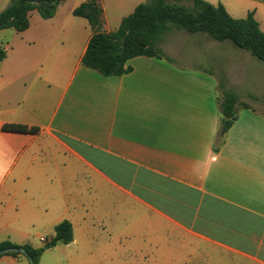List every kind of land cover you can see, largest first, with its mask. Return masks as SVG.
<instances>
[{
    "label": "crops",
    "instance_id": "1",
    "mask_svg": "<svg viewBox=\"0 0 264 264\" xmlns=\"http://www.w3.org/2000/svg\"><path fill=\"white\" fill-rule=\"evenodd\" d=\"M148 1L100 0L103 30ZM203 1L237 20L254 12L264 32V1ZM84 2L0 30V244L39 249L67 220L73 241L39 264H264V114L239 102L221 144L212 72L146 56L122 76L87 68L94 33L74 15Z\"/></svg>",
    "mask_w": 264,
    "mask_h": 264
},
{
    "label": "trees",
    "instance_id": "2",
    "mask_svg": "<svg viewBox=\"0 0 264 264\" xmlns=\"http://www.w3.org/2000/svg\"><path fill=\"white\" fill-rule=\"evenodd\" d=\"M62 1L11 0L10 6L0 13V30L13 28L18 32L26 31L30 26L31 12L37 11L43 19H51ZM181 1L183 0H149L125 18L117 31L106 33L102 28L103 10L100 0H85L74 10L75 16L88 20L94 33L83 57V65L105 77H115L130 73L132 68L129 62L136 57H157L172 62L156 51V44L167 30L168 24H176L192 33H207L220 42L229 41L250 52L258 61L264 62V32L260 29L254 12H250L245 19L237 20L222 5L213 6L203 0H192L194 6L189 10L180 4ZM6 55V50L1 48L0 62ZM238 104L239 98L235 93L224 92L220 101L223 115L219 131L221 144L237 120ZM243 107L250 108L247 105ZM3 131L35 134L39 129L7 124L3 126ZM46 241L39 249L6 242L0 244V250L10 247L24 248L34 264H39L41 256L47 250L58 244L68 245L73 241L72 224L67 220L61 222L55 228L54 238ZM10 255L26 258L18 253Z\"/></svg>",
    "mask_w": 264,
    "mask_h": 264
},
{
    "label": "rangeland",
    "instance_id": "3",
    "mask_svg": "<svg viewBox=\"0 0 264 264\" xmlns=\"http://www.w3.org/2000/svg\"><path fill=\"white\" fill-rule=\"evenodd\" d=\"M180 4L189 10L194 6L192 0H183ZM7 37L8 34L0 35V43ZM156 51L177 64L188 63L212 72L219 80L220 99L224 92L235 93L240 105L264 114V62L250 52L229 41H217L204 32H189L176 24L167 25ZM251 87L254 90H246Z\"/></svg>",
    "mask_w": 264,
    "mask_h": 264
},
{
    "label": "water",
    "instance_id": "4",
    "mask_svg": "<svg viewBox=\"0 0 264 264\" xmlns=\"http://www.w3.org/2000/svg\"><path fill=\"white\" fill-rule=\"evenodd\" d=\"M14 253H18V254L26 257L28 259L29 264H34L32 259L29 257L26 249L20 248V247H10V248H6V249H2V250H0V257L3 255H6V254H14Z\"/></svg>",
    "mask_w": 264,
    "mask_h": 264
},
{
    "label": "built area",
    "instance_id": "5",
    "mask_svg": "<svg viewBox=\"0 0 264 264\" xmlns=\"http://www.w3.org/2000/svg\"><path fill=\"white\" fill-rule=\"evenodd\" d=\"M47 241H46V239H43V243H46Z\"/></svg>",
    "mask_w": 264,
    "mask_h": 264
}]
</instances>
